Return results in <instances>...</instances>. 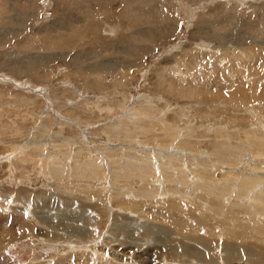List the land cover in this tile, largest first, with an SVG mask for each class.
Listing matches in <instances>:
<instances>
[{"label": "rangeland", "instance_id": "rangeland-1", "mask_svg": "<svg viewBox=\"0 0 264 264\" xmlns=\"http://www.w3.org/2000/svg\"><path fill=\"white\" fill-rule=\"evenodd\" d=\"M254 136L264 0H0V264H264Z\"/></svg>", "mask_w": 264, "mask_h": 264}, {"label": "bare ground", "instance_id": "bare-ground-1", "mask_svg": "<svg viewBox=\"0 0 264 264\" xmlns=\"http://www.w3.org/2000/svg\"><path fill=\"white\" fill-rule=\"evenodd\" d=\"M66 1V0H65ZM64 2V1H63ZM137 3V2H136ZM140 3V2H139ZM58 4V3H57ZM62 5V4H61ZM144 5V4H143ZM253 9H254V7H253ZM84 12V11H83ZM259 12V11H258ZM43 32V31H42ZM62 33V32H61ZM27 34V33H26ZM144 38V37H143ZM36 39V38H35ZM137 42V41H136ZM240 42V41H239ZM140 43V42H139ZM132 45V44H131ZM135 56H136V54H135ZM245 56V55H244ZM247 56V55H246ZM253 56V55H252ZM254 58V57H253ZM125 63V62H124ZM153 128V127H152ZM254 135V134H253ZM251 138V137H250ZM253 143L252 144H254L256 147H255V149H254V151H255V155H256V151L258 152V154L259 155H264V151L262 150L263 148H264V138L263 137H261V138H259V137H257V136H254L253 138ZM251 142V141H250ZM254 145H251V146H254ZM258 147V148H257ZM250 148V147H249ZM248 149V148H247ZM251 149V148H250ZM241 150V149H240ZM259 150H261V151H259ZM242 151V150H241ZM137 153H138V151H137ZM145 153V152H144ZM144 153H142V154H144ZM215 153V152H214ZM221 151L220 152H217V154L216 155H214L213 157H214V159H215V157L217 156L218 157V159L220 158V159H222V160H224V159H227L226 161V163H228V159H232L231 157L230 158H227L226 156H222L221 154ZM133 154H134V152H133ZM225 154V153H224ZM236 154V153H235ZM239 154H240V152H239ZM239 154H237V155H239ZM252 154V153H251ZM124 155H126V154H124ZM129 155V154H128ZM141 155V154H140ZM145 155V154H144ZM194 155V154H193ZM133 156H135V155H133ZM157 156H159V155H157ZM171 156V155H170ZM174 156V155H173ZM196 155H194V157H195ZM141 157V156H140ZM150 157V156H149ZM160 157V156H159ZM168 157V156H167ZM201 157V156H200ZM252 157V156H251ZM146 158V157H145ZM172 158V157H171ZM178 158V157H177ZM199 158V157H198ZM202 158V157H201ZM200 158V159H201ZM240 158V157H239ZM262 158V157H261ZM142 159H143V157H142ZM158 159V158H157ZM170 159V158H169ZM176 159V158H175ZM189 159H191V158H189ZM193 159V158H192ZM195 159V158H194ZM256 159V158H255ZM264 159V158H263ZM141 160V159H140ZM204 160V159H203ZM202 160V161H203ZM241 160V159H240ZM253 160V159H252ZM170 161V160H169ZM221 161V160H220ZM231 161H233V160H231ZM249 161H250V159H249ZM264 161V160H263ZM161 162V161H160ZM204 162V161H203ZM218 162H219V160H218ZM163 163V162H162ZM161 163V164H162ZM166 163H167V161H166ZM172 163V162H171ZM199 163V162H198ZM202 163V162H201ZM205 163H206V161H205ZM217 163V162H216ZM238 163V162H237ZM261 163V162H260ZM173 164V163H172ZM171 164V165H172ZM177 164V163H176ZM200 164V163H199ZM207 164V163H206ZM247 164V163H246ZM245 164V165H246ZM257 164H259V163H257ZM169 165V164H168ZM203 165H205L204 163H203ZM228 165H229V163H228ZM239 165V164H238ZM251 165V164H250ZM253 165V164H252ZM173 166H176L175 164L173 165ZM200 166V165H199ZM241 166V165H240ZM177 167V166H176ZM242 167V166H241ZM246 167L247 166H245V169H246ZM263 167H264V165H263ZM252 169H253V167H251ZM261 168V167H260ZM259 168V169H260ZM175 169V168H174ZM243 169H244V167H243ZM200 170H202V169H200ZM240 170H241V168H240ZM199 171V170H198ZM205 171V170H204ZM256 171V170H255ZM197 172V171H196ZM198 173V172H197ZM201 173V172H200ZM207 173V172H206ZM206 173H204V174H206ZM209 173V172H208ZM125 174V173H124ZM172 174V173H171ZM201 174H203V173H201ZM203 174V175H204ZM255 174V173H254ZM263 174V173H262ZM168 175V174H167ZM202 175V176H203ZM259 175V174H258ZM200 176V175H199ZM246 176V175H245ZM244 177V176H243ZM242 177V178H243ZM257 177V176H256ZM205 178V177H204ZM211 178V177H210ZM249 178V177H248ZM252 178V177H251ZM207 179V178H206ZM244 179H245V177H244ZM261 179V178H260ZM246 180V179H245ZM255 180V179H254ZM262 181V180H261ZM246 184V183H245ZM249 184V183H248ZM248 184H247V186H248ZM244 187V186H243ZM251 187V186H250ZM259 188V187H258ZM241 189V188H240ZM245 190V189H244ZM239 191H241V190H239ZM247 192H248V190H247ZM258 193V192H257ZM261 193V192H260ZM244 194V193H243ZM264 195V194H263ZM255 197H256V194H255ZM68 254H70V253H66V254H64V256L65 257H68L67 255ZM85 257V255L82 253H80L79 255H77V256H75V258H76V262H78V263H83V261H84V258ZM59 261V260H58ZM65 261H66V259H65ZM69 261V260H68ZM74 263V262H73ZM44 264V263H43ZM62 264V263H61ZM68 264V263H67ZM77 264V263H76Z\"/></svg>", "mask_w": 264, "mask_h": 264}]
</instances>
